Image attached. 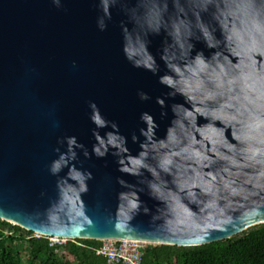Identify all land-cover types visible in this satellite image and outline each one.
<instances>
[{
    "label": "water",
    "instance_id": "1",
    "mask_svg": "<svg viewBox=\"0 0 264 264\" xmlns=\"http://www.w3.org/2000/svg\"><path fill=\"white\" fill-rule=\"evenodd\" d=\"M118 4L101 31L100 0H0V221L176 247L264 224V0Z\"/></svg>",
    "mask_w": 264,
    "mask_h": 264
},
{
    "label": "trees",
    "instance_id": "2",
    "mask_svg": "<svg viewBox=\"0 0 264 264\" xmlns=\"http://www.w3.org/2000/svg\"><path fill=\"white\" fill-rule=\"evenodd\" d=\"M99 245L87 239L49 246L44 237L0 221V264H107L95 253ZM142 264H264V224L203 246L147 245Z\"/></svg>",
    "mask_w": 264,
    "mask_h": 264
},
{
    "label": "clouds",
    "instance_id": "3",
    "mask_svg": "<svg viewBox=\"0 0 264 264\" xmlns=\"http://www.w3.org/2000/svg\"><path fill=\"white\" fill-rule=\"evenodd\" d=\"M53 3L57 7L61 6V0H53ZM101 3H103L104 8H101ZM113 6H119L125 11L127 8V5L118 4V0H100V8H101L103 14L98 17L97 26L101 31H103L107 28V20L111 18L110 15H105L104 13H105V11L109 10ZM157 34H158V31H157ZM141 48H146V45H141ZM129 51H130V49L123 45V52H124L125 58L134 68H143L147 71H150L154 76H157L158 82L161 85H167V86L173 85L174 81L172 78H170L167 75H161L160 74L159 65L157 64L154 57L149 55L147 58H136L132 55H129ZM161 58H163V57H161ZM73 63L75 64V62H73ZM138 96L142 101L150 99L149 94L147 92L142 91V90L138 91ZM156 102L158 104H160L161 106H163L165 103V101L162 97H157ZM90 107L96 108L95 102H90ZM140 119L142 121H144V120L151 121L152 118L147 112H143V113H141ZM96 122H99L98 119L96 120ZM113 127L114 128L118 127L115 122H113ZM135 138H136L135 133H133V139H135ZM71 143H75V137H73L71 139ZM109 143L115 144V137L110 136ZM100 144L103 145L104 141L100 140ZM93 153L97 157H104L106 155V150L102 151L100 146L94 145L93 146ZM85 155L87 156L88 153L85 152ZM61 159H63V157H61ZM58 168H59V164H55L52 171L55 172ZM91 175H92L91 172H88L87 178L90 179ZM78 176H79V174H78ZM80 178L83 181L84 177H80Z\"/></svg>",
    "mask_w": 264,
    "mask_h": 264
},
{
    "label": "built area",
    "instance_id": "4",
    "mask_svg": "<svg viewBox=\"0 0 264 264\" xmlns=\"http://www.w3.org/2000/svg\"><path fill=\"white\" fill-rule=\"evenodd\" d=\"M34 237H44L48 240L49 246L64 245L68 240L57 237H46L34 234ZM147 244L123 240H104L100 242L95 253L103 257L107 264H142V257Z\"/></svg>",
    "mask_w": 264,
    "mask_h": 264
}]
</instances>
